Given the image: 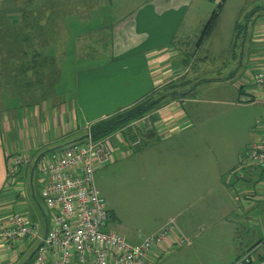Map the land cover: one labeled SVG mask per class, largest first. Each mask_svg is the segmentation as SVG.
I'll use <instances>...</instances> for the list:
<instances>
[{
  "label": "crops",
  "instance_id": "obj_1",
  "mask_svg": "<svg viewBox=\"0 0 264 264\" xmlns=\"http://www.w3.org/2000/svg\"><path fill=\"white\" fill-rule=\"evenodd\" d=\"M49 1L55 3V8L49 10L45 7L46 20L48 14L52 15L56 17L53 24L56 25L63 22L62 17L66 16L64 23L68 24L65 32H68L67 28L78 27L81 35L91 42L95 41L92 44L97 47L89 41V46H82L88 49L86 56L81 57L79 51L72 56L71 63L89 62V65L76 70L75 92L68 101L60 100L54 105L42 93L41 104L28 109L11 108L16 111L12 114L16 118L10 115L11 112L0 110V223L14 211H19L31 222L40 225L42 231L47 230L49 221L44 204L42 206L37 200L34 178L37 175L38 194L41 196L42 176L36 169V160L47 151L73 142L56 147L68 136L71 135L69 139L73 135L75 138L83 128L135 106L181 78L182 68L177 64L182 62V53L176 47L192 41H198V47L203 46L211 38L220 15L225 13L224 9L238 0H225L219 9L220 15L218 13L210 28L207 25L215 12L211 0L44 2L48 5ZM258 6L257 11L264 13V4ZM225 40L230 46L235 43L238 48L243 47L239 54H234V57L241 56L242 62L248 48L253 49V57L255 54L264 55V19L256 24L248 19L245 26L239 25L237 32L235 25L225 35ZM50 42V47L40 49V65L33 72L44 69L41 61L44 56L56 57L51 61H57L70 50L66 43L58 44V39ZM101 45L104 48L109 46L111 60L102 59V51L98 49ZM31 61L26 57V65ZM260 62L253 63L255 69ZM13 73L10 74L14 78ZM250 79L251 76L246 75L233 84L234 88L223 86L220 91L224 95L225 91H231V100L236 95L249 94L246 85ZM45 84L50 87L52 82ZM184 96L147 114L148 124L144 125L143 134H139L142 140L139 147L131 149L130 142L135 138L132 135H123L112 141L115 160L97 170L95 175L99 179L102 177L104 191L111 190L129 201L135 196L136 209L143 215L139 226L144 228L134 232L130 226L116 223V211L108 209L105 200L110 214L106 230L118 233L127 243L130 240L134 243L132 246H137L145 237L174 223L175 229L165 245L155 249L159 260L157 264H166L162 261L164 254L175 249L178 251L166 261L180 256L185 260L183 264H236L248 255L247 264H264V230L259 232L263 238L258 243L247 241V234L253 229L251 226H256L252 216L264 213L263 187L259 186L255 172H250L244 163L246 149L252 142H249V130L248 139H239L233 134L229 119L201 120L199 108L194 102L185 100ZM227 104L237 106L233 101ZM190 106L195 107L197 112L190 113ZM233 127L236 128L235 121ZM256 130L252 129L250 133ZM215 132L218 138H215ZM243 141L244 149L239 152L240 142ZM214 145L217 158L212 160ZM230 146L231 149H228ZM16 153L25 154L32 162L22 167L15 177H10L7 175L8 159ZM242 187L247 188L243 190ZM223 196L233 202L230 217H224ZM33 200L41 211L38 220L30 211ZM256 207L258 209L255 210ZM151 214H154L152 218ZM231 216L236 220L235 227L242 237L236 249L223 256L220 248L216 251L206 246V239H217L220 235L206 230L214 228L216 223H224ZM260 225L264 228V217L260 219ZM181 240L187 243L178 246ZM35 244L21 243L10 250L7 243L0 240V264H34L31 258L38 247V243Z\"/></svg>",
  "mask_w": 264,
  "mask_h": 264
},
{
  "label": "rangeland",
  "instance_id": "obj_2",
  "mask_svg": "<svg viewBox=\"0 0 264 264\" xmlns=\"http://www.w3.org/2000/svg\"><path fill=\"white\" fill-rule=\"evenodd\" d=\"M24 4H26L25 0H2L0 2V110L8 111L9 113L11 112L10 115H12L13 113L16 114L15 110H11V108H14V106L16 107V109L20 107H23V109H28L36 104H41L39 103V101L42 96L40 94L42 93L44 94V97L46 96L47 99H50L51 102L54 103V105L58 104L60 100L68 101V99L73 97V92H75L76 70L78 69L79 71L81 68L89 65V62H77L74 64L71 63V58L73 55L77 54V51H79L78 54L81 57L86 56L88 49L86 47L82 48V46H89L88 43L89 41L91 42V40H89L86 36H82L81 31L78 27L67 28L68 32H65L68 23H64V18H66V16H64L62 17L63 22L52 27H49L48 25L50 30V37H46V41L58 39V44L64 45L66 43L68 45L67 48L70 49L69 52H65L64 56L60 57V59H58L57 61H51L54 58L56 59V57L50 58L48 56H44L41 60L43 61L44 69H41L38 73L33 72L31 68L25 66L23 70L17 69L14 72V78L11 77V71L6 70V63L18 60L19 62H25L26 56H22L21 53L24 51L27 52L28 50V46L25 41L23 43L21 40L15 41L13 38L16 29H19L21 31V34H23V30L25 29V26H18L20 18L18 17V12L16 11L18 7L24 8ZM263 4L264 0H238L233 6L226 7L224 9L225 13L221 15V11H219L214 4V6L212 5L213 10L218 11L220 18L209 41H207L201 47L197 46L198 41H192L190 42V44H187L185 46L176 47V49H178L179 52L182 53L180 57L182 62L177 64L182 68L180 70L182 77L175 82L185 84V87L182 89L183 92L186 93L184 99L190 100V102L195 103V106L200 110L199 115L201 120L203 121L208 122L214 120L215 118L216 121L222 119H229L230 121H232V131L234 132L233 134L236 135L239 139H248L247 132L249 130V137H251L249 142L256 139L257 134L259 135L261 133V131L256 129L259 127V125H257V121L259 119H264V107L259 103H257L256 105L241 104L244 103L246 98H251L253 94L250 95L243 93L240 95H236V97L231 100V91H225L224 95L221 93L220 88H222L223 86L234 88L233 84L241 81L239 79H241L242 77L246 75H248V77H252L251 74L256 71V69L254 68L255 65L253 63L260 62V58L264 59V55L259 56L255 54V57H253V49L248 48L246 53L247 55L244 57V62H242V57L236 56V58L234 57V54H239V52L242 51L243 47L238 48L235 43L230 46L227 40H225V35H227L235 25L237 32L239 25L242 24L245 26L248 22V19H251V23L253 24L262 21L264 19V13L262 11H257V9L259 7L258 5ZM40 13L42 14L44 20H40L41 25H39V28L44 29L47 27V24L45 22V8L42 11L40 9ZM59 26H62L63 28L61 27L60 30H57ZM78 30L79 32H77ZM8 33L11 34L12 39L7 37ZM91 37L92 36H89V38ZM35 41L36 39H32L30 42L34 43ZM41 41L46 43L44 39H41L39 42ZM93 42L95 41L92 40L91 44ZM92 45L94 47H97L96 44ZM102 45L98 49L102 51L100 53L102 59L107 61L111 57V54L108 52L109 46L106 45L104 48L102 47ZM34 49L38 50L40 55L39 46L35 45ZM248 53L250 55H248ZM27 57L32 59L31 62L40 63V56L29 55ZM81 61H86V59ZM51 65L52 67H49ZM26 73H29L33 81L32 83H34L32 88L30 89L28 87L22 88L19 85V83L23 82L20 80V77H23L24 75H26ZM238 74L242 77L240 78L239 76L236 78ZM47 82H52V85L49 87L45 84ZM39 84H41V86H38ZM163 89L164 87L158 91H161ZM231 101L235 102V104H237V106L239 107L227 104ZM65 103L66 106H69V103ZM194 110H196L195 107H189L190 113H195ZM13 117L16 118V116ZM233 121H235V129L233 127ZM118 129H120V127ZM252 129H255L256 132L250 133ZM137 130L139 133L142 132L144 130V125L141 124V129ZM83 136L84 130L75 135V138H73L74 135L71 139H69L71 135L68 136V138L64 139L63 142L57 143L56 147L67 144L72 140L74 141V139L77 140ZM214 136L215 138L219 137L216 132L214 133ZM143 139L146 140L144 137ZM235 147L236 146H234V149ZM228 149H231V146ZM238 149L239 152L244 149V141L240 142V147ZM213 150L215 153L212 156V160H215L217 158L215 145L213 147ZM251 171L252 170H250V172ZM95 180L102 197H104V200H106L108 203V209L110 208V210L112 211L113 209H115L116 211V216L114 218V221L116 223L128 225L132 230H134V232L139 231L140 228H144L139 226V224L142 223L140 217L143 215L137 210L138 208L135 205V196H132V201H129L127 198H120L119 194H115L111 190L104 191L102 177L99 179L97 175H95ZM34 185L36 186L37 200L43 206V200L38 194L39 184L37 175L34 178ZM246 188L247 187H242L243 190ZM223 199L225 203L224 217H230V215L233 213V202L227 196H223ZM241 199L243 200V198ZM33 201L30 203V211L33 218L35 220H38L41 216V211L37 203ZM17 203L18 202H16L15 204ZM256 209H258V207H256L255 210ZM153 216L154 214H151L150 218H152ZM263 217L264 213H256L255 216H252V218L254 219V224H256V226H251L253 227V229H251L249 234H247L248 242L255 241L256 243H258L260 239L263 238L259 235V232L264 230V228H261L260 225V219L262 220ZM235 222L236 220L232 219L231 216V218H226L224 223H216L214 228H212L211 230L207 229L206 231H212L213 233L220 235V237H218L217 239H206V246L208 247V249L218 251L217 248H220L222 250L223 256H228L231 251L236 249L238 240L241 239L242 235L240 234L239 229L235 227ZM44 234L45 230L42 231V236H44ZM127 241L131 245L134 244L130 240ZM177 251L178 249H175L171 253L164 254L162 261H165L164 263L166 264H183L185 260L180 256L178 258L174 257L167 261L165 260L169 256L175 254ZM158 261L159 260H157L155 264H157Z\"/></svg>",
  "mask_w": 264,
  "mask_h": 264
},
{
  "label": "built area",
  "instance_id": "obj_3",
  "mask_svg": "<svg viewBox=\"0 0 264 264\" xmlns=\"http://www.w3.org/2000/svg\"><path fill=\"white\" fill-rule=\"evenodd\" d=\"M220 9L225 0H211ZM246 89L251 98L244 103L262 104L264 107V59L258 64ZM149 116L135 120L115 132L95 139L91 126L84 128L81 140L43 153L36 160V169L42 176L41 198L48 213L49 226L42 236V227L33 223L22 212L14 211L0 223V240L10 250L17 244L38 243L34 264H155V249L165 245L175 229L171 223L158 233L143 239L140 245H129L114 231L106 230L109 212L104 198L95 184V172L114 162L111 143L116 138L135 136L131 149L142 143L141 124H148ZM258 135L247 148L245 167L256 174L263 187L264 202V119L257 121ZM31 158L22 153L9 156L7 175L15 177L20 169L29 165ZM187 243L181 240L178 246ZM156 256V257H155ZM245 256L236 264L249 263Z\"/></svg>",
  "mask_w": 264,
  "mask_h": 264
},
{
  "label": "trees",
  "instance_id": "obj_4",
  "mask_svg": "<svg viewBox=\"0 0 264 264\" xmlns=\"http://www.w3.org/2000/svg\"><path fill=\"white\" fill-rule=\"evenodd\" d=\"M44 1L45 0H25L26 4L23 5L24 8L18 7V9H16V11L18 12L17 15L20 18L18 26H25V29L23 30V34H21V31L19 29H16L13 38L15 41L21 40L23 43L25 41L28 46L27 52L24 51L21 53L22 56L23 55H25L26 57L29 55L40 56L39 51L34 49V46L35 45L39 46V50H40L42 48H46L48 45L51 44L50 41H46V37L47 38L50 37L49 27L54 26L53 24L56 21V17L48 14L47 20H45L47 27L44 29L39 28V25H41L40 20H44L42 17V14L40 13V9L42 11V9H44L47 6L49 10H51L55 8V3L49 1L48 5H46ZM217 16H218V11L215 10L211 20L209 21L207 25L208 28L212 26ZM32 27H35L36 29ZM44 31H45V36H44ZM7 37L12 39L10 33L7 34ZM32 39H36V41L34 43L30 42ZM41 39H44L47 44H45L43 41L39 42ZM39 65L40 63L38 62H35V63L31 62L29 65H26V62H19L18 60V61L7 62L6 70H9L11 71V73H13L17 69L23 70L25 66H27L31 68L32 71H35L36 69H38ZM20 80L23 82L19 83V85L23 88L28 87L30 89L34 85V83H32L33 81L29 73H26V75H24L23 77H20ZM184 87H185V84L173 81L169 83L168 85H166L163 90L161 91L157 90L156 92L152 93L151 95L147 96L142 101L137 103L135 106L127 110L121 111L114 116H111L105 120H102L98 123L91 125V131H92L94 138L95 139L103 138L115 132L119 127H122L125 124H128L132 121L141 119L147 114H149L151 111L161 108L162 106L168 104L169 102L174 101L177 98H180L182 94H184L182 90ZM189 90H192V89H189ZM82 138L83 137H80L79 139L75 141L81 140ZM31 259H32V262H34L35 254H33Z\"/></svg>",
  "mask_w": 264,
  "mask_h": 264
},
{
  "label": "water",
  "instance_id": "obj_5",
  "mask_svg": "<svg viewBox=\"0 0 264 264\" xmlns=\"http://www.w3.org/2000/svg\"><path fill=\"white\" fill-rule=\"evenodd\" d=\"M185 94H182V96H184Z\"/></svg>",
  "mask_w": 264,
  "mask_h": 264
}]
</instances>
